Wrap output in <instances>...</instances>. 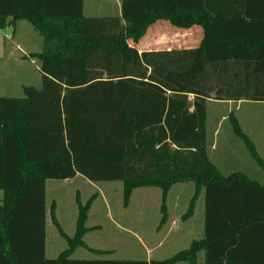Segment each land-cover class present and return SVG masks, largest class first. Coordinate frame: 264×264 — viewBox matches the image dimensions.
<instances>
[{
  "label": "trees",
  "instance_id": "16d2710c",
  "mask_svg": "<svg viewBox=\"0 0 264 264\" xmlns=\"http://www.w3.org/2000/svg\"><path fill=\"white\" fill-rule=\"evenodd\" d=\"M120 3V16L85 17L83 0H0V30L23 20L43 40L31 55L41 88L0 97V264H197L200 251L204 264H263L253 253L264 244V186L216 170L206 151V111L208 100L264 103V0ZM168 25L187 34H170ZM197 28L196 47H182ZM228 119L264 171L250 137L232 113ZM76 176L121 182L124 204L134 188H159L158 227L167 221L172 185L191 182L183 218L203 191L204 237L159 261L72 260L79 247L110 254L82 241L88 202L79 206L68 248L48 260L46 181ZM247 240L252 255L241 259Z\"/></svg>",
  "mask_w": 264,
  "mask_h": 264
},
{
  "label": "rangeland",
  "instance_id": "374dc122",
  "mask_svg": "<svg viewBox=\"0 0 264 264\" xmlns=\"http://www.w3.org/2000/svg\"><path fill=\"white\" fill-rule=\"evenodd\" d=\"M119 3L120 0H83V14L85 17L116 16L120 10ZM164 23L160 21L151 26L145 38L154 36ZM168 26L170 34H187L184 30ZM196 30L198 34L191 44L182 47H196L197 42L194 41L201 35L200 29ZM42 45V38L26 21H17L0 30V97L22 98L23 86L41 88L40 64L31 55L41 52ZM239 102L208 100L207 155L223 177L240 172L264 185V171L258 168L244 144L234 135L228 119L232 113L239 120L242 131L251 138L258 155L264 160V103L240 105ZM194 193L191 182L173 184L165 200L168 222L158 227L162 196L157 187L134 188L124 204L121 182L93 183L81 176L61 181L47 180L45 256L48 260L56 259L68 248V239L76 233L79 206L90 202L85 223L88 231L82 241L91 249L110 254L97 256L79 247L71 254V259L143 260L148 249L152 259H167L185 249L189 241L198 235L195 234L197 225L204 216L203 191L195 201V217L187 222L181 219ZM1 197L0 192V200ZM51 212L58 227L51 220ZM172 221L178 222V234L167 231ZM175 238L181 240L175 241Z\"/></svg>",
  "mask_w": 264,
  "mask_h": 264
},
{
  "label": "crops",
  "instance_id": "0c3cea01",
  "mask_svg": "<svg viewBox=\"0 0 264 264\" xmlns=\"http://www.w3.org/2000/svg\"><path fill=\"white\" fill-rule=\"evenodd\" d=\"M119 5H120V10H119V12L117 13V15L116 16H120V14H121V3H119ZM243 103H256V102H249V101H240L239 102V104L241 105V104H243ZM239 104H238V106L236 107V111L238 112V110H237V108L239 107ZM239 121V120H238ZM247 135V134H246ZM248 136V135H247ZM251 139V138H250ZM255 145V144H254ZM256 147V146H255ZM257 150V149H256ZM257 152H259V151H257ZM259 168V167H258ZM260 169V168H259ZM75 178V177H74ZM251 179V178H250ZM252 181H254V182H256L257 184H259L256 180H254V179H251ZM259 185H261V184H259ZM261 186H264V185H261ZM195 209V208H194ZM187 212V211H186ZM167 216H168V214H167ZM195 217V212L193 211V214L190 216V217H188V218H183V216L181 217V219L182 220H184L185 222H187V221H191L193 218ZM167 222H168V220H167ZM174 223V224H173ZM164 225H166V223L164 224ZM163 225V226H164ZM171 225L172 226H169L168 227V232L170 233H172L173 231H175V233L176 234H178V230H179V228H178V222L177 221H172L171 222ZM163 226H161V227H163ZM198 230V231H197ZM198 233V235H195V237L196 238H194V239H192V240H190L189 241V243H188V246L185 248V249H187L188 247H189V245H190V243L192 242V241H195V240H202L203 239V237H204V216H203V218H202V220H200L199 221V223H198V225H197V229H196V233L195 234H197ZM46 240V239H45ZM175 241H180L181 239H179V238H175L174 239ZM142 242H143V240H142ZM260 242V241H259ZM248 243H249V240H247V243L245 242V244H243V245H241V248L237 251V254L236 255H238V257L239 258H241V259H245V258H247V257H250L251 255H252V253H250V252H247L246 251V247L248 246ZM259 247L257 248V250L256 251H254V255L255 256H257V257H259L260 258V263H263L264 264V244H262V241H261V243H259V245H258ZM182 250H184V249H182ZM182 250H180V251H182ZM46 251V250H45ZM180 251H178V252H180ZM147 252H148V254H147V256L145 257V259H143V260H135V261H147V262H149V261H151V260H157V259H152V257H151V250L150 249H148L147 250ZM177 252V253H178ZM176 254V253H175ZM149 255V256H148ZM46 257V256H45ZM170 258V257H169ZM71 259V258H70ZM204 259H205V256H204V251H200L199 253H198V255H197V264H204ZM73 260V259H72ZM94 260H106V259H94ZM94 260H88V259H81V261H94ZM159 261V260H158ZM177 264H187V263H185V262H180V263H177Z\"/></svg>",
  "mask_w": 264,
  "mask_h": 264
}]
</instances>
